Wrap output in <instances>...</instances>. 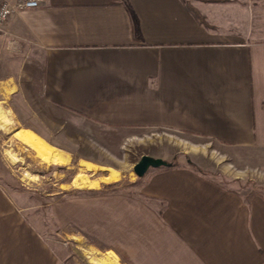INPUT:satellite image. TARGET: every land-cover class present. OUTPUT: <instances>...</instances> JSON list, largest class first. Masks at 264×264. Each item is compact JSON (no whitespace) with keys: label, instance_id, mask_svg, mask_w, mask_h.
<instances>
[{"label":"crops","instance_id":"1","mask_svg":"<svg viewBox=\"0 0 264 264\" xmlns=\"http://www.w3.org/2000/svg\"><path fill=\"white\" fill-rule=\"evenodd\" d=\"M190 1L205 26L185 0H48L12 16L3 45L24 61L32 53L18 81L1 80L25 99L21 129L56 150L99 145L109 159L138 131L167 130L191 139L198 160L202 143L223 148L217 164L229 163L216 174L263 178L264 0L240 2L239 28L211 23L220 17L212 7L235 0ZM142 156L167 166L148 170L136 194L53 205L67 236L91 241L115 264H264L260 192L227 187L162 149ZM22 210L0 185V264H61Z\"/></svg>","mask_w":264,"mask_h":264},{"label":"rangeland","instance_id":"2","mask_svg":"<svg viewBox=\"0 0 264 264\" xmlns=\"http://www.w3.org/2000/svg\"><path fill=\"white\" fill-rule=\"evenodd\" d=\"M244 1L246 2V0ZM240 2L242 0H235L231 4L226 2V5L212 7L220 17L211 20V23L217 25L228 19L233 20L235 28L242 27L245 23V15L242 13L244 10L242 9L246 7L240 9ZM233 10L237 11L233 12ZM3 37V34L0 33V109L9 114L13 127L0 129V185L14 204L19 209H23L22 213L26 220L55 250L61 264H90L91 259L101 263L115 264L111 255L102 254L91 247L93 245L91 241L86 242L78 237L71 239L67 236V231L55 221L52 207L55 203L71 197L66 193L73 190L98 192L93 195L90 193L81 194L83 196H100L111 192L136 194L142 178L135 176L133 167L140 160V155L149 151L150 148L162 149L163 152L177 155V158L174 159L177 164H187L206 172L227 187L243 193L247 191L245 193L250 194L258 191L264 196V177L257 180L234 181L231 179V175H228L230 178H226L222 174L215 173L219 166L217 162L224 151L223 148L215 144L202 143L200 145L203 148L201 152L204 154L201 156L204 155L205 158L198 160L199 157L188 152L192 146L191 139L167 130L138 131L136 135L139 137L121 143L119 159H116L117 157L109 159L107 153L98 149V147L101 148L99 145H92L93 147L90 146V149L83 147L84 145L56 144L54 146L59 151L61 150L60 152L68 154L66 155L67 162L64 164L41 162L33 151L12 136L13 129H21L28 121L23 116L25 99L21 95L18 97L15 96L16 94L10 95L6 84L1 83L4 82L1 80H5L9 75L16 77V81H18L19 73L16 69L22 64L21 62L28 63L32 53L30 52L29 58L24 61L20 53H10L6 50L3 45ZM150 136L153 138L150 139ZM182 152L189 154L181 155ZM10 155L13 156V160L9 157ZM80 156L110 167L102 170L98 166L90 164L91 168L87 169L79 160ZM228 163L225 161L219 167ZM231 166L233 167V165ZM149 171L152 170L149 169ZM231 171L233 172L232 168ZM253 184L256 186H252ZM108 186L113 187L105 188Z\"/></svg>","mask_w":264,"mask_h":264},{"label":"bare ground","instance_id":"3","mask_svg":"<svg viewBox=\"0 0 264 264\" xmlns=\"http://www.w3.org/2000/svg\"><path fill=\"white\" fill-rule=\"evenodd\" d=\"M12 127H13V122L9 114L3 109H0V129L1 130L10 129ZM12 136L16 140L21 142L23 145L28 147L31 151H33L35 153L36 158H38L43 163L64 164L67 162V157L62 152H59L58 150L50 147L49 145L44 143L41 139H39L38 137H36L33 133L29 131H26L23 129H13ZM9 157L13 160V156L10 155ZM82 165L85 166L87 169L91 168L90 164L82 163ZM89 263L90 264H107L105 262L101 263V262H97L92 259L89 261Z\"/></svg>","mask_w":264,"mask_h":264},{"label":"built area","instance_id":"4","mask_svg":"<svg viewBox=\"0 0 264 264\" xmlns=\"http://www.w3.org/2000/svg\"><path fill=\"white\" fill-rule=\"evenodd\" d=\"M48 0H0V33L7 35L5 26L12 16L21 11L37 9L44 6Z\"/></svg>","mask_w":264,"mask_h":264},{"label":"water","instance_id":"5","mask_svg":"<svg viewBox=\"0 0 264 264\" xmlns=\"http://www.w3.org/2000/svg\"><path fill=\"white\" fill-rule=\"evenodd\" d=\"M166 166L167 164L161 159L142 156L140 160L134 165L133 173L137 178H143L149 169H159Z\"/></svg>","mask_w":264,"mask_h":264},{"label":"trees","instance_id":"6","mask_svg":"<svg viewBox=\"0 0 264 264\" xmlns=\"http://www.w3.org/2000/svg\"><path fill=\"white\" fill-rule=\"evenodd\" d=\"M201 2L207 3L211 2V0H199ZM185 8L186 10L194 17V19L201 25H206L204 18L200 15V13L191 5L190 0H185ZM114 186V185H113ZM113 186H108L105 188H111ZM84 193H90V195L97 194V191H82V190H73L69 193H66L68 196H78Z\"/></svg>","mask_w":264,"mask_h":264}]
</instances>
